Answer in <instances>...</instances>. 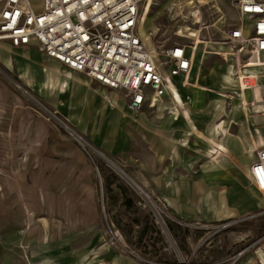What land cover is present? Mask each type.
Returning <instances> with one entry per match:
<instances>
[{
  "label": "rangeland",
  "instance_id": "obj_1",
  "mask_svg": "<svg viewBox=\"0 0 264 264\" xmlns=\"http://www.w3.org/2000/svg\"><path fill=\"white\" fill-rule=\"evenodd\" d=\"M186 1H145L138 31L152 49L159 51L164 44L177 39L174 30L181 22L172 21L171 16L177 10L176 4L181 2L183 6ZM32 2L36 8L40 7L41 0ZM213 3L219 6L224 18L237 19L230 0H214ZM183 7L187 12L188 5ZM0 50H4L2 46ZM194 62V72L204 82L199 80L198 84L213 87L210 92L193 84L188 87L187 90H191L194 96H199L194 121L204 123L213 118L214 124L208 125L211 133L216 127H222L219 123L225 126L233 120L229 132L237 135L244 118L238 97L239 82L235 81L234 85L219 83L227 75L229 67L234 69L233 61L226 62L220 56L201 54L198 49ZM255 70L264 72L263 67L249 71ZM210 72L212 79L219 77L209 80ZM175 83L179 84V81ZM190 97L187 91L179 96L183 119L187 122L192 121V108L188 104ZM261 108H248L250 122L245 128L247 132L252 126L259 127ZM215 111L219 113L215 114ZM68 127L75 132L74 136L70 135ZM197 132L196 139L201 138L199 132L202 130ZM221 134H213L206 139L207 146L216 150H211L213 156L209 155L210 159L217 160V154L227 158L220 151ZM253 134L259 147L263 146L264 129L259 128ZM57 135L67 136L69 141L82 146L91 165L94 194L76 191L78 185H86L77 176L69 175L68 190L63 193L55 192V177L48 183L51 188L48 194L36 193L29 184V170H34L35 163L30 156L42 153L47 141ZM245 147L254 151L251 141H247ZM252 155L242 153L241 166L251 162ZM58 160L52 162L58 163ZM56 171L57 167L52 166L53 175ZM127 176L146 194L140 193ZM106 183L111 186L107 199L104 197ZM88 197L97 204L99 216L94 224H89L87 220L89 210L85 205ZM156 197L158 195L132 177L131 171L123 167L119 159L94 149L68 121L37 98L12 68H6L0 60V264H81V261L87 264L96 255L97 259H101L100 264H110L115 256L120 264H235L233 257L240 250L255 245L250 248L254 251L264 245V209L226 221L181 222L169 207L168 216L162 215V219L157 216L151 203V199ZM61 203L63 209H60ZM72 203H83L84 208L78 209ZM260 238L261 243H256ZM259 251H264V246Z\"/></svg>",
  "mask_w": 264,
  "mask_h": 264
},
{
  "label": "crops",
  "instance_id": "obj_2",
  "mask_svg": "<svg viewBox=\"0 0 264 264\" xmlns=\"http://www.w3.org/2000/svg\"><path fill=\"white\" fill-rule=\"evenodd\" d=\"M0 46L4 49L0 50V60L6 68H12L37 98L68 121L94 149L119 159L140 185L167 203L176 218L181 221H226L264 209V200L249 176V167L260 147L245 128L240 126L237 135L231 133L232 136L224 137L235 157L234 162L218 157V154L217 160L210 159L207 154L206 139L213 134L220 135L227 124L219 123L223 129L216 127L215 132L210 133L208 123L213 118L204 123L194 121L199 96L187 90L192 85L186 84V81H202L196 76L194 66L187 80L183 81L182 75L172 78L179 96L185 91L191 95L188 104L192 108V121L187 122L183 119L181 106L177 117L167 111L172 103L169 94H165L156 106L144 104L135 112L128 107L122 93L47 57L35 44L14 47L0 42ZM211 74L209 80L219 77L213 74L215 78L212 79ZM263 81L264 77L257 80ZM259 118L261 123L256 128L264 129V118L260 114ZM256 128H251L253 137ZM198 129L202 130L199 132L201 138L196 139ZM66 137L57 135L47 141L42 153L30 156L35 163L34 170H29V184L36 193H50L48 183L53 177L56 178L55 192H66L70 175L82 178L86 183L83 187L78 185V193L94 194L93 173L83 148ZM247 141L254 143V151L245 147ZM242 153L253 154L252 161L244 166L240 164ZM56 159H59L58 163H53ZM54 165L57 167L55 175L51 172ZM108 186L111 188L106 183L105 199L111 192L107 190ZM90 199L88 197L85 208L89 210V224H94L99 214L97 204ZM72 204L78 209L84 208L83 203ZM59 206L63 209V203ZM261 240L256 243L260 244ZM252 246L233 257L235 264H264V251H259L264 245L254 251L250 249Z\"/></svg>",
  "mask_w": 264,
  "mask_h": 264
},
{
  "label": "built area",
  "instance_id": "obj_3",
  "mask_svg": "<svg viewBox=\"0 0 264 264\" xmlns=\"http://www.w3.org/2000/svg\"><path fill=\"white\" fill-rule=\"evenodd\" d=\"M145 1L41 0L36 8L32 0H0V42L14 47L35 44L47 57L122 93L135 112L144 104L156 106L169 94L172 103L167 111L174 117L180 105L172 78L182 75L187 80L200 49L201 54L233 61L235 73L240 67L244 82L238 78L240 87L250 91L258 86L264 106V81L257 85L264 72L249 71L264 68V0H230L235 20L224 18L214 0H187L183 4L189 7L187 12L178 2L171 16L172 21L181 22L174 30L177 39L159 51L152 49L138 31ZM181 27L198 31V40L181 34ZM250 61L254 65L248 66ZM251 73L256 76L254 84L247 80ZM259 113L264 118V109ZM255 154L249 176L264 192V146ZM151 203L157 216H168L164 200L156 197Z\"/></svg>",
  "mask_w": 264,
  "mask_h": 264
},
{
  "label": "bare ground",
  "instance_id": "obj_4",
  "mask_svg": "<svg viewBox=\"0 0 264 264\" xmlns=\"http://www.w3.org/2000/svg\"><path fill=\"white\" fill-rule=\"evenodd\" d=\"M148 10H146V13H147ZM142 12V11H141ZM141 15V13H140ZM139 20H140V16H139ZM139 20H138V24H139ZM180 33L181 34H187L188 36H195L196 40H198V36H199V32L196 31V30H190V29H187V28H184L181 27V30H180ZM194 61H195V58H194ZM204 61V60H203ZM254 65V62L253 61H250V64L248 66H252ZM194 66H195V62H194ZM240 68V67H239ZM237 68L238 70V73H235L234 72V69L232 70L231 67H229L227 69V75H224L221 79H220V84L221 85H234L235 81L238 80V78L241 79L242 83L244 84L243 82V72ZM200 74V73H199ZM238 74V76L236 75ZM255 73H251V76L249 78H247V80L249 81V83H255L256 79H255ZM184 81V80H183ZM239 82V81H238ZM186 84L188 85H192L194 87H198L200 90H204V91H213L211 88V86H208V87H203V86H200L198 83H190L188 81H186ZM260 84V83H257V85ZM240 86V85H239ZM258 86H256L255 89L253 90H250V91H246L244 90L243 88H239V92H238V97H239V102H240V105H241V115L243 114V120L240 122L241 124V127L242 128H246V126L248 125V123L250 122V116H249V113H248V108L250 107H255V108H260V107H264L262 105V103L260 102V98H258L257 96V89ZM250 95H251V98H250ZM251 99V100H248V99ZM249 101H252V103H250ZM188 110V108H187ZM230 119V118H229ZM60 122V121H59ZM211 123L208 124L210 126H212L214 123L212 122V120L210 121ZM233 120H230L227 122V127L225 126L224 130L222 131V134H221V137L219 138V145H220V151L229 159H231L233 162L235 160V157L234 155L231 153L230 149L228 148V146L226 145V140H225V135L226 136H232V134L229 132V126L232 125ZM63 124V123H62ZM222 128V127H221ZM223 129V128H222ZM257 129V128H256ZM214 131V129H212ZM249 133L251 134V138L254 139L251 131H249ZM237 139H241V137L239 136H236ZM254 144V143H253ZM208 148V152L207 154L210 155L211 157L213 156V153L212 151H216L214 148H211L210 146L207 147ZM212 150V151H211ZM250 182V181H248ZM251 183V182H250ZM260 193V198L261 200H264V193L261 191L259 192ZM97 256V255H96ZM94 256L93 259H92V262H89L87 264H100L102 263L101 262V259H97V257ZM94 260V261H93ZM108 261V260H106ZM119 260L118 258L115 256L113 258H111L110 260V264H119ZM81 264H83V261H81Z\"/></svg>",
  "mask_w": 264,
  "mask_h": 264
},
{
  "label": "water",
  "instance_id": "obj_5",
  "mask_svg": "<svg viewBox=\"0 0 264 264\" xmlns=\"http://www.w3.org/2000/svg\"><path fill=\"white\" fill-rule=\"evenodd\" d=\"M123 173V172H122ZM128 177V176H127ZM130 182L139 190L140 193L145 194L144 191L131 179L128 177Z\"/></svg>",
  "mask_w": 264,
  "mask_h": 264
},
{
  "label": "trees",
  "instance_id": "obj_6",
  "mask_svg": "<svg viewBox=\"0 0 264 264\" xmlns=\"http://www.w3.org/2000/svg\"><path fill=\"white\" fill-rule=\"evenodd\" d=\"M121 186H122V185H121ZM107 190L110 191L111 188L108 186V187H107ZM127 202L130 203V202H131L130 199H128Z\"/></svg>",
  "mask_w": 264,
  "mask_h": 264
}]
</instances>
